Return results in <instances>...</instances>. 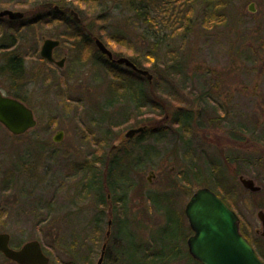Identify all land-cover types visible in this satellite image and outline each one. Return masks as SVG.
Returning a JSON list of instances; mask_svg holds the SVG:
<instances>
[{"label": "rangeland", "instance_id": "rangeland-1", "mask_svg": "<svg viewBox=\"0 0 264 264\" xmlns=\"http://www.w3.org/2000/svg\"><path fill=\"white\" fill-rule=\"evenodd\" d=\"M165 1L170 0H66L61 5L58 0H0V12L21 13L24 21L13 26L7 18L0 21V68L12 58L23 61L15 85L6 73L0 74V90L7 97L18 95L36 120V127L20 137L0 126V234L10 236L11 248L37 241L47 247L43 251L49 264H96L116 204L122 210L113 211V224L120 214L127 226L111 228L109 259L103 264H195L187 252L191 233L184 208L207 185L226 194L239 228L243 221L248 235L260 241L255 231H261L256 213L264 212V0H222L221 20H213L212 10L205 12L201 0H177L176 10L184 19L174 30L158 24ZM46 2L62 12L74 10L91 31L90 38L99 39L114 60L136 61L152 79L163 82L162 92L151 85L146 94L167 115L192 103L198 114V97L204 93L208 113L200 116L202 128H194L177 144L173 131L161 143L126 140L128 130L161 125L158 113L151 107L140 109L141 116L133 119L135 104L128 96L105 108L113 99L111 76L98 65L104 58L97 64L87 60L98 52L92 42L75 51L67 37L69 27L46 22ZM251 4L253 13L248 11ZM135 5L145 6L157 27L134 13ZM44 40L60 42L57 58L66 59L63 68L40 58ZM169 68L178 71L179 86L165 74ZM125 118L131 121L120 125ZM58 132L63 138L54 143ZM146 147L153 150L145 153ZM114 157L126 166L127 182L122 180L112 194L104 191L106 201L100 205L102 199L88 182L94 168ZM211 165L221 167L225 186L207 183L206 167ZM197 169L200 176H193ZM240 176L261 191L244 190ZM161 194L168 197L165 213L149 202ZM260 245L264 258V242Z\"/></svg>", "mask_w": 264, "mask_h": 264}, {"label": "trees", "instance_id": "trees-1", "mask_svg": "<svg viewBox=\"0 0 264 264\" xmlns=\"http://www.w3.org/2000/svg\"><path fill=\"white\" fill-rule=\"evenodd\" d=\"M60 2V5L62 3H64L66 0H58ZM147 2H150V0H145ZM171 1V0H170ZM170 1H165L164 5H160L159 8V14H158V24L161 23L164 26L169 27L170 29H176V27L178 26V24H182L183 23V17L181 15V12L176 10V1L174 2H170ZM206 2L203 1V3H205L207 5V7L211 6L210 2L205 0ZM160 2H156V5L159 4ZM45 8L43 12H47L45 14V19L46 22L48 23H62L66 26L69 27L67 30V32H69V39H71L74 42V49L75 51H80L81 47H83V44H85V46H89L91 44V38H90V30H88L85 26H84V22L81 20L80 24H75L71 18L67 15L68 11H64L62 12L61 9H57V11L54 10L55 7L52 8V4H50L49 2H46L45 4ZM62 7V6H61ZM131 9L134 11V13L136 12V14L141 17V19H143L144 22L146 23H151L153 25V27H157L155 25L156 23V19L153 20L150 16H149V12L148 10L145 8V6H141V5H135V6H131ZM40 18V17H38ZM1 21V20H0ZM34 23V20H32ZM41 21V20H38ZM21 24L24 23L23 20L21 21H16L13 22L12 26L15 24ZM31 23V22H30ZM38 23V22H36ZM183 25V24H182ZM177 31V30H176ZM174 31V32H176ZM93 50H91L92 52ZM98 53V52H97ZM95 52H92L88 57V61L92 62L93 64H97L98 60L101 62L102 59V63H98V65H100L102 68H104L106 70V73L111 76V84H110V92H111V99H113V101H110L108 103H106L104 105L105 108L107 107H111L112 105H114L115 101H118L117 99L120 98H125L126 96L130 97L129 99L134 101V110H135V114H134V118L135 120L138 119V117L141 116V114H139V110H143V109H147L149 107L153 108L158 114H155V112H153L155 114L156 117L160 118L159 120H162V124L161 125H155V126H144L145 132L142 136H139V139L135 142L136 145H142L144 142V139H152L153 143H161L162 140L168 138L171 134L170 131H173L174 135L176 133V144L179 142H183V139L185 140V138L192 134V131L194 128H202V124H201V119L200 116H204L205 113L207 112V104L205 102V94L202 93L199 97H198V102L196 107L199 108V112H197L198 114H196L195 112L192 111V109L194 108V105L196 103H192L190 106H188L187 108H184L183 106H178L175 109H173L172 114L167 115L166 112L164 113L163 108L160 105H156L157 103L152 101L151 98L146 94V88L147 86H151L152 87H159L160 90V86L163 84V82H161L160 80H158L156 78V76L154 77V79H152V83L149 84L147 82V80L145 78H143L142 76L136 74L135 72L126 69L124 71H120L119 66L114 65L113 63H111L110 61H108L103 55L101 54H97ZM113 58L115 59V57L113 56ZM131 61V59H130ZM131 63H133L138 69H142L141 66L139 65V63H137L136 61H131ZM23 61L21 58H12L6 61V65L0 68V74L2 73H6V76L8 77V79L10 80L11 84L15 85V81L20 77L21 75V70L23 69ZM144 70V69H142ZM147 71V70H146ZM165 74L167 75V77H170L172 81H175V83H178L179 86V78L176 77V75H178V71L173 70V69H168L165 71ZM166 85H170L169 82H165ZM161 91V90H160ZM162 92V91H161ZM161 94V93H160ZM165 95V94H164ZM169 97L174 96L175 94H167ZM139 96L140 98L136 99V97ZM11 98L17 99L20 102H23L22 99L16 95V94H11L10 95ZM160 103V101H159ZM215 110V109H214ZM208 116V114H207ZM132 119V120H133ZM144 119H142L140 121V124H142V121ZM129 121H131L129 118H125L124 122L120 125H123L125 123H128ZM223 122V118H219V120L217 122ZM117 127V126H114ZM231 138L237 142H239V138L235 137L234 134H231ZM148 150H153L152 147H146L144 148V152L147 153ZM115 159V160H114ZM111 161L114 160L113 163H107L105 165L100 164V166H97V168H94L93 172H92V177L88 182V188H92L93 192L95 194V196H98L100 199H102V202L100 201L99 204L103 205V203L106 201V198H104V191L108 192L109 194H112V190L115 189L117 187V185L122 184V180L127 182V174H125L126 171V166L122 165L123 161L119 158H112L110 159ZM137 162L139 161V159L136 160ZM130 167V164H129ZM206 167V166H205ZM221 167L218 165H211L209 167H206L207 173H206V179H207V183H211L215 184V181H218L219 184L225 186L224 184L226 183L224 180V177L222 175V170L220 169ZM102 170L105 172V178H104V173H103V178H102ZM130 170H128L129 172ZM188 173V172H187ZM200 169L195 170L193 172V176H200ZM8 174L6 175V179L5 181L2 183V185L5 186V188L7 187V185L9 186V178H8ZM121 185V186H122ZM104 186H107V189L104 188ZM128 188V187H127ZM205 188H208L211 190L231 209V205H229L227 203V201L225 200L224 197H226V194H221V191H216L213 187V185H207L205 186ZM127 196V194L123 193L122 195V199H125ZM104 198V199H103ZM99 199V200H100ZM113 199V198H112ZM167 201H168V197L166 194H161V195H154L149 197V202L151 203V205L154 207V209L159 210V212L161 213H165V211H169V208L167 207ZM114 203H116V201H112ZM99 205V206H100ZM121 210L122 207H118L116 206V204H113V211H120L121 214ZM113 211L110 212V219L113 220L114 216H113ZM120 214H117V218L119 219V222H115V227H119L121 226L123 223H125V225L127 226V221L123 220V218H120ZM100 220H96L95 219V225H99ZM176 226L179 227V223H178V219L175 221ZM241 235L247 239V241L251 244V246L255 249L257 256L260 259H264L263 258V254L259 251L261 249V241L262 240H255L254 238H251V236L248 235V233L245 231V225L244 222L242 221L241 224ZM98 232V231H97ZM105 241H106V237H104ZM128 242L131 246V238H130V234H129V238H128ZM264 242V241H262ZM113 248H115L113 246ZM44 251L47 249V247L43 248ZM121 246H118V249L116 248V254L117 256H119L121 253ZM109 250H106L105 253V260L109 259ZM148 259V257H146ZM146 258H143L144 260H147ZM162 262H158V263H152V264H160ZM71 264H76L75 262H72ZM147 264V263H146Z\"/></svg>", "mask_w": 264, "mask_h": 264}, {"label": "water", "instance_id": "water-1", "mask_svg": "<svg viewBox=\"0 0 264 264\" xmlns=\"http://www.w3.org/2000/svg\"><path fill=\"white\" fill-rule=\"evenodd\" d=\"M248 11L254 12L252 4ZM22 16L20 13L10 11L0 12V18L9 20H19ZM58 46V41L44 40L39 56L43 61L55 64L60 69L63 68L65 59L55 62L52 57L53 50ZM95 47L99 54L114 65L124 66L145 78L149 84L152 83L149 72L138 69L130 60L126 58L113 60L112 53L99 39H95ZM0 126L11 136L20 137L36 127V120L33 113L22 102L3 95L0 90ZM144 132L143 127L131 129L125 133L124 138L130 140ZM62 138L63 133L58 132L52 141L60 143ZM238 181L242 188L250 193L258 194L261 191V188L255 186L252 180L240 176ZM184 215L193 233L187 240V249L194 261L199 264H263L249 242L240 234L239 218L235 212L209 189H199L192 195L184 208ZM256 217L261 225L260 237L264 239V212L259 210ZM109 234L108 230L105 237H109ZM9 242L10 236L1 233L0 253L7 260L15 264H49L50 260L39 242L30 241L18 250L11 249ZM105 248L106 245H103L96 264H102Z\"/></svg>", "mask_w": 264, "mask_h": 264}, {"label": "flooded vegetation", "instance_id": "flooded-vegetation-1", "mask_svg": "<svg viewBox=\"0 0 264 264\" xmlns=\"http://www.w3.org/2000/svg\"><path fill=\"white\" fill-rule=\"evenodd\" d=\"M202 1V3H203V1L204 2H206L205 0H201ZM207 1H209L210 2V4H211V6H209V7H207V5L205 4V3H203V6H204V10H205V12H206V10L207 9H209V10H212V12H211V17L213 18V20H215V19H222V10L224 9V7H223V4L221 3L222 2V0H207ZM212 5H213V7H212ZM253 5V4H252ZM250 6V5H249ZM249 6H248V8H249ZM254 6V5H253ZM57 7H55L54 8V10L55 11H57ZM21 14V13H20ZM68 16L71 18V20L75 23V24H80V21H79V18H75L73 15H77V13L74 11V10H70L69 12H68ZM213 14H215V15H213ZM77 17V16H76ZM2 19H6V18H0V20H2ZM8 19V18H7ZM78 19V20H77ZM21 20H23V16H22V18L21 19H19V20H9L8 19V21H11V22H16V21H21ZM54 41V40H53ZM59 42V41H58ZM91 42H92V44L95 46V40H94V37H92L91 38ZM43 44V43H42ZM15 45V44H14ZM42 46V45H41ZM59 48H60V42H59V46L57 47V48H55L54 50H53V52H52V57H53V59H54V61L55 62H58V61H60V60H62V59H65V58H62V59H60V60H58V58H57V55L59 54V52H58V50H59ZM39 53H40V51H39ZM112 57H113V54H112ZM106 58V57H105ZM108 60V59H107ZM113 60H114V58H113ZM65 61H66V59H65ZM47 63V62H46ZM47 64H49L50 66H55V64H50V63H47ZM143 135V134H142ZM142 135H137V136H135L134 138H133V140L136 142L138 139H139V136H142ZM146 140V138L144 139V141ZM115 149V146H113V148H112V150H114ZM115 158V157H114ZM128 158V157H127ZM112 159V158H111ZM115 160V159H114ZM114 160H109L108 161V164L109 163H113L114 162ZM148 181H149V179H148ZM203 188H205V187H203ZM202 189V188H201ZM195 193V192H194ZM193 195V194H192ZM108 198H109V196H108ZM191 198V197H190ZM176 218L178 219V217H177V215H176ZM188 222V221H187ZM109 223H110V225H109ZM178 223H179V219H178ZM113 226H115V224H113V221L111 220V219H108L107 220V222H106V232L109 230H111V228L113 227ZM180 226V225H179ZM188 228H189V225H188ZM189 231H190V233H191V236H192V232H191V230H190V228H189ZM106 232H105V236H106ZM110 236H111V232H110V234H109V237H106V242H105V245H106V248H105V250H104V257H103V262L105 261V253H106V250H108L107 248V246H108V244H109V241H110ZM190 236V237H191ZM255 236H257L260 240H262V241H264V239L263 238H261L260 237V232H258V231H255ZM189 237V238H190ZM188 238V239H189ZM187 239V240H188ZM186 245H187V241H186ZM11 248V247H10ZM11 249H14V248H11ZM14 250H18V249H14ZM255 250V249H254ZM102 251V250H101ZM187 252H188V249H187ZM256 252V251H255ZM101 253V252H100ZM189 255V254H188ZM189 258L190 259H192L191 257H190V255H189ZM0 259L2 260V262H0V264H15V263H13V262H11V261H9V260H7L1 253H0ZM194 261V260H193ZM261 261H262V263L264 264V260L263 259H261ZM194 263L195 264H199L198 262H196V261H194ZM103 264V263H102Z\"/></svg>", "mask_w": 264, "mask_h": 264}]
</instances>
